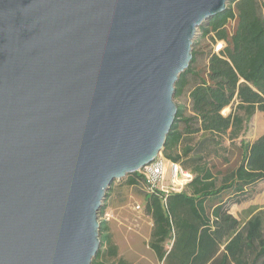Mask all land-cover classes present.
<instances>
[{
    "label": "water",
    "instance_id": "water-1",
    "mask_svg": "<svg viewBox=\"0 0 264 264\" xmlns=\"http://www.w3.org/2000/svg\"><path fill=\"white\" fill-rule=\"evenodd\" d=\"M229 0H0V264H92L111 184L163 151Z\"/></svg>",
    "mask_w": 264,
    "mask_h": 264
},
{
    "label": "trees",
    "instance_id": "trees-1",
    "mask_svg": "<svg viewBox=\"0 0 264 264\" xmlns=\"http://www.w3.org/2000/svg\"><path fill=\"white\" fill-rule=\"evenodd\" d=\"M262 9L264 0H229L225 11L199 27L223 47L210 54L205 70L190 64L176 83L175 97L188 91L192 114L177 104L163 155L193 178L179 192L146 193L153 220L148 245L161 264H264V206H250L242 219L229 211L264 180V133L253 142L241 139L242 159L230 172L215 174L207 162L224 135L233 142L257 109L264 115ZM140 181L145 177L139 171L127 175L129 185ZM109 229V222L100 220V249L92 264H133L119 254Z\"/></svg>",
    "mask_w": 264,
    "mask_h": 264
},
{
    "label": "rangeland",
    "instance_id": "rangeland-1",
    "mask_svg": "<svg viewBox=\"0 0 264 264\" xmlns=\"http://www.w3.org/2000/svg\"><path fill=\"white\" fill-rule=\"evenodd\" d=\"M258 1L261 4L263 0ZM262 12H264L263 9ZM233 25L234 21H230L229 28L232 29ZM220 44L221 41L214 42L210 37L203 36L202 30L199 28L193 38L192 52L194 51L196 55L195 61L191 60L190 62L192 67L194 69L205 70L210 54L223 47ZM174 100L176 104H182L187 107V114H192L188 91H185L180 97H174ZM228 108L229 110L226 114L231 111V107ZM263 133L264 115L257 109L254 115L246 121L239 138L231 142L227 135L223 136L221 148L213 151L207 157L209 166L212 167L215 174H226L235 169L242 159L241 139L253 142ZM199 137L200 135H197L193 143ZM161 155L164 157L163 151ZM165 167L167 170L163 183L165 189L169 191L183 190L188 182H183L182 177H180V181H172L169 161L167 159L165 160ZM126 178L127 176L115 180L111 184L112 187L108 189V195H106V199L104 200L106 210L113 208L114 214L121 220V223L117 224L118 226L115 228V240L119 246V254L133 264H160L156 254L148 245L153 225L152 217L147 214L145 208L148 189L145 182L140 181L136 185H129L126 182ZM251 198L254 201L260 202L259 206H264V180L257 182L249 189L248 200ZM248 202L234 205L231 208L232 213L240 219L244 218L245 214L242 212L247 210L248 206L246 205H248Z\"/></svg>",
    "mask_w": 264,
    "mask_h": 264
},
{
    "label": "built area",
    "instance_id": "built-area-1",
    "mask_svg": "<svg viewBox=\"0 0 264 264\" xmlns=\"http://www.w3.org/2000/svg\"><path fill=\"white\" fill-rule=\"evenodd\" d=\"M165 160L166 158H164L162 155H159L147 166L138 170L145 177V185L148 189V192L155 193L158 190H161L165 193L170 192L169 190L165 189L163 185L167 173ZM169 170H171L173 182L180 181V177H182L183 182L187 183L193 178L192 172L185 170L179 163L169 161ZM107 217H109L108 213H104L103 215L99 213V220L105 219Z\"/></svg>",
    "mask_w": 264,
    "mask_h": 264
},
{
    "label": "crops",
    "instance_id": "crops-1",
    "mask_svg": "<svg viewBox=\"0 0 264 264\" xmlns=\"http://www.w3.org/2000/svg\"><path fill=\"white\" fill-rule=\"evenodd\" d=\"M169 161V160H168ZM176 191H182L181 189H179V190H176ZM249 201V202H248ZM244 202H248V205H246V206H248L247 207V209L250 207V206H252V205H257V206H259V204H260V202H258V201H254L253 200V198H251L250 200H247V201H244ZM244 202H242V203H244ZM242 203H235V204H231V206H230V209H229V211L232 213V211H231V208L234 206V205H241ZM106 205V204H105ZM246 211V210H245ZM245 211L244 212H242L243 214H245ZM104 213H108L109 214V217H107V218H105L104 220H107L108 222H109V233L112 235V238H113V240H114V242L117 244V242H116V240H115V232H116V229L115 228H117V224H120L121 223V220L114 214V210H113V208H111L110 210H106V206H105V208H104V212L102 213V214H104ZM233 214V213H232ZM235 217H237L235 214H233ZM237 218H239V217H237ZM118 245V244H117ZM160 263V262H159ZM161 264V263H160Z\"/></svg>",
    "mask_w": 264,
    "mask_h": 264
}]
</instances>
